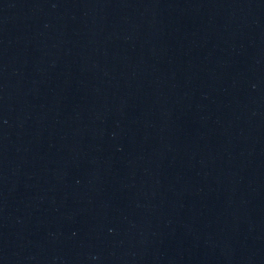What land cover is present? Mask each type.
<instances>
[{"label":"water","instance_id":"1","mask_svg":"<svg viewBox=\"0 0 264 264\" xmlns=\"http://www.w3.org/2000/svg\"><path fill=\"white\" fill-rule=\"evenodd\" d=\"M0 264H264V0H0Z\"/></svg>","mask_w":264,"mask_h":264}]
</instances>
